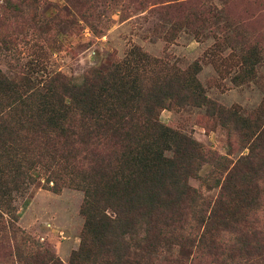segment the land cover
Wrapping results in <instances>:
<instances>
[{
  "label": "rangeland",
  "instance_id": "obj_1",
  "mask_svg": "<svg viewBox=\"0 0 264 264\" xmlns=\"http://www.w3.org/2000/svg\"><path fill=\"white\" fill-rule=\"evenodd\" d=\"M111 63L147 86L195 77L204 98L167 104L158 119L207 159L225 158L223 167L197 159L187 180L197 198L177 217L182 227L160 232L148 250L132 245L130 264H264L255 257L264 258L263 241L257 253L244 244L253 231L264 240V171L250 170L264 160L244 162L264 140V0H0V80L21 92L80 83ZM208 101L251 130L241 136ZM50 177L33 164L10 193L14 216L0 206V264H69L85 238L83 192L63 172Z\"/></svg>",
  "mask_w": 264,
  "mask_h": 264
},
{
  "label": "trees",
  "instance_id": "obj_2",
  "mask_svg": "<svg viewBox=\"0 0 264 264\" xmlns=\"http://www.w3.org/2000/svg\"><path fill=\"white\" fill-rule=\"evenodd\" d=\"M111 65L92 70L80 83L66 79L56 85L54 79L43 90L27 93L13 79L0 80V206L13 214L10 193L20 189L33 164L46 168L51 179H61L63 172L84 194L85 238L69 264H130L132 245L148 250L160 232L182 227L181 217L191 211L187 204L197 198L187 181L196 175L197 159L219 167L225 162L211 151L207 159L199 151L201 144L158 119V109L170 103L204 98L195 77L147 86L125 78L120 63ZM216 111L241 136L251 130L231 109ZM263 143L249 152L245 164L263 163ZM250 170L264 171V163ZM3 214L0 210V221ZM258 233L249 236L253 243L244 237L245 248L256 252L259 239L264 243ZM255 257L264 261L261 253Z\"/></svg>",
  "mask_w": 264,
  "mask_h": 264
}]
</instances>
